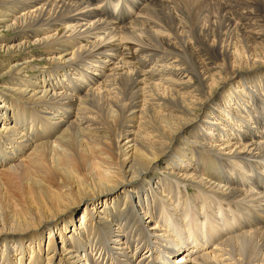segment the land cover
I'll use <instances>...</instances> for the list:
<instances>
[{"label":"bare ground","instance_id":"bare-ground-1","mask_svg":"<svg viewBox=\"0 0 264 264\" xmlns=\"http://www.w3.org/2000/svg\"><path fill=\"white\" fill-rule=\"evenodd\" d=\"M237 1L0 0V264H264V0Z\"/></svg>","mask_w":264,"mask_h":264},{"label":"rangeland","instance_id":"rangeland-1","mask_svg":"<svg viewBox=\"0 0 264 264\" xmlns=\"http://www.w3.org/2000/svg\"><path fill=\"white\" fill-rule=\"evenodd\" d=\"M236 2H238V3H240L239 1H235L234 0V3H236ZM116 4V3H115ZM124 4L125 5H123V6H125V8L124 7H122L124 10L126 9V11L128 12V9H127V7H126V2H124ZM234 5H238L237 3L236 4H234ZM106 11H110V12H112L113 11V9H105ZM136 13V12H135ZM191 27V29H190V36L191 37H193L191 40L192 41H194L195 40V42H196V44L198 43H201L202 42V40L198 37V34H197V31L195 30V28L194 27H192V26H190ZM260 29V30H259ZM249 30H251L252 32H262L263 30H264V28H254V30H256V31H254V30H252V29H249ZM193 32V33H192ZM260 32V33H261ZM15 35V32H12V31H10V32H8V31H0V36H3V37H11V36H14ZM197 40H198V42H197ZM0 56H3V53H1L0 52ZM210 56V57H209ZM208 56V58H210V60H212V61H210L211 63H215V61L217 62V56L216 55H209ZM213 58V59H212ZM45 66H48V65H45ZM44 67V66H43ZM211 67V66H210ZM30 73V72H29ZM1 79H0V83H1ZM4 81V80H3ZM103 116H106V113L104 112L103 113ZM165 166V164L163 163V165H161L160 166V169H162L163 167ZM156 175H159L158 173L156 174ZM81 217V216H80ZM80 217L78 216V217H76V220H78L79 221V219H80ZM148 217V216H147ZM149 219H147L146 217H144L143 219H142V221L144 222V224L146 223V225H151V223H150V220L148 221ZM150 223V224H149ZM152 227V226H151ZM157 247V246H156ZM192 248V246H190L189 247V249H191ZM181 254H182V252H180ZM181 254H175L174 255V261L178 258V257H180L181 256ZM2 259H4V255L2 254ZM6 259V258H5ZM30 259V257L28 256V260Z\"/></svg>","mask_w":264,"mask_h":264}]
</instances>
